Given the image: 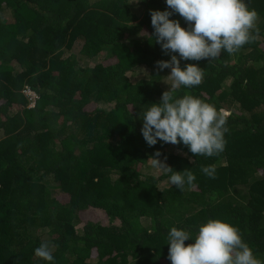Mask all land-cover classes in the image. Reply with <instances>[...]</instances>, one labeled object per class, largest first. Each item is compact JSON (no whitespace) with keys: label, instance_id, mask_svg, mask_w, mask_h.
Returning a JSON list of instances; mask_svg holds the SVG:
<instances>
[{"label":"trees","instance_id":"trees-1","mask_svg":"<svg viewBox=\"0 0 264 264\" xmlns=\"http://www.w3.org/2000/svg\"><path fill=\"white\" fill-rule=\"evenodd\" d=\"M245 2L256 41L181 60L204 78L176 95L231 113L225 151L206 157L149 147L141 132V113L172 83L156 68L171 54L150 15L171 11L166 0H0V264H171L170 229L188 231L187 245L210 219L238 228L264 262V0ZM157 150L194 185L181 191L152 167ZM42 242L56 245L53 261L35 256Z\"/></svg>","mask_w":264,"mask_h":264},{"label":"clouds","instance_id":"clouds-1","mask_svg":"<svg viewBox=\"0 0 264 264\" xmlns=\"http://www.w3.org/2000/svg\"><path fill=\"white\" fill-rule=\"evenodd\" d=\"M169 10H150L155 42L161 45L170 60H159V71L170 69V89L163 92L159 103L148 105L141 113L142 135L149 147L158 141L187 146L194 156L213 157L225 151V134L230 111L217 108L190 94L177 96L183 86L199 85L204 72L198 64L189 63L182 68L181 60H215L222 52L234 55L245 44L256 41L260 30L254 9L245 0H166ZM178 13L188 24L185 29L179 20L170 17ZM178 53L179 55H176ZM157 150L148 161L152 167L163 170L169 181L181 191L194 185L196 176L190 169L175 171L160 160ZM201 172L214 179L215 165L201 166ZM191 234L172 227L168 232V259L171 264H264L258 259L247 242L242 239L238 228L221 220H208L199 227L194 243ZM51 242H42L35 248L36 257L53 261Z\"/></svg>","mask_w":264,"mask_h":264},{"label":"built area","instance_id":"built-area-1","mask_svg":"<svg viewBox=\"0 0 264 264\" xmlns=\"http://www.w3.org/2000/svg\"><path fill=\"white\" fill-rule=\"evenodd\" d=\"M25 92L29 95V99H30V106H34L35 102H36V99H37V95L36 93L31 90V89H26Z\"/></svg>","mask_w":264,"mask_h":264},{"label":"rangeland","instance_id":"rangeland-1","mask_svg":"<svg viewBox=\"0 0 264 264\" xmlns=\"http://www.w3.org/2000/svg\"><path fill=\"white\" fill-rule=\"evenodd\" d=\"M85 62V61H84ZM88 61H86L85 63H87ZM90 63V62H89Z\"/></svg>","mask_w":264,"mask_h":264}]
</instances>
